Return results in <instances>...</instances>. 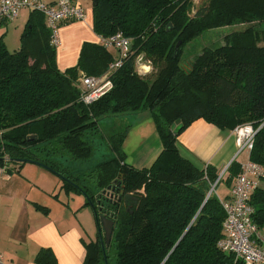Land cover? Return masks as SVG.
Here are the masks:
<instances>
[{
  "label": "trees",
  "instance_id": "16d2710c",
  "mask_svg": "<svg viewBox=\"0 0 264 264\" xmlns=\"http://www.w3.org/2000/svg\"><path fill=\"white\" fill-rule=\"evenodd\" d=\"M96 2L94 33L102 39L122 33L131 51L109 77L112 88L95 102L83 100L80 73L104 76L112 49L84 43L77 65L62 72L51 31L37 11L18 51L0 39V170L11 174L10 165L19 170L32 163L59 178L65 195L83 197L98 230L96 240L85 244L83 264H243L218 246L226 214L215 192L207 197L220 172L184 158L177 142L200 119L221 130L250 124L257 131L250 160L264 166V0H208L193 15L192 0ZM228 27L244 29L185 65L186 46ZM140 56L150 63L149 73L138 72ZM144 112L151 114L163 149L140 170L127 163L124 151L131 124L106 137L100 123ZM240 172L234 161L216 188L223 180L232 187ZM252 205L253 221L263 228L264 179ZM103 217L114 222L109 245L100 238ZM35 263L58 260L43 248Z\"/></svg>",
  "mask_w": 264,
  "mask_h": 264
},
{
  "label": "crops",
  "instance_id": "0c3cea01",
  "mask_svg": "<svg viewBox=\"0 0 264 264\" xmlns=\"http://www.w3.org/2000/svg\"><path fill=\"white\" fill-rule=\"evenodd\" d=\"M87 1L78 0L86 19L61 27L57 63L62 72L77 65L84 43L100 44V37L93 30V7H87ZM32 12L23 10L14 22L0 24V39L9 51L20 49L21 35ZM132 118L135 119L124 142L127 163L136 169H148L161 154L162 142L149 112ZM177 144L184 158L201 168L210 165L220 174L234 161L245 160H240L232 130H221L203 119L188 127ZM9 168L18 170L14 165ZM34 169L39 170L29 175L20 170L18 175L16 171L10 174L0 170V253L6 257L5 264H36L35 258L43 248L53 251L58 264H83L85 244L95 241L98 233L92 211L83 208V197H69L61 192V181L55 175L41 167ZM230 195L231 187L224 191L223 198L217 196L223 201ZM37 204L47 207L49 213L38 210Z\"/></svg>",
  "mask_w": 264,
  "mask_h": 264
},
{
  "label": "built area",
  "instance_id": "2783aa9c",
  "mask_svg": "<svg viewBox=\"0 0 264 264\" xmlns=\"http://www.w3.org/2000/svg\"><path fill=\"white\" fill-rule=\"evenodd\" d=\"M23 10L43 14L45 24L51 31V45L57 49L61 45L62 25L86 19V12L78 4V0H54L53 3L42 0H0V24L14 22ZM100 44L114 50L115 55L104 76L93 77L80 73V88L86 103L97 101L112 88L109 77L130 56L131 41L122 33L108 39L100 38ZM139 68L142 69L140 74L151 71V67L146 64H140ZM233 132L237 137L238 155L246 154V158L241 162V172L232 184L230 198L223 201L219 199L226 218L223 237L218 246L222 251L233 254L243 264H264V227L258 228L255 225V208L252 205V198L264 179V166L250 160L257 131L252 125L246 124L238 126ZM226 170L220 174L217 183L225 179ZM217 183L213 186L214 189ZM214 192L216 193L215 190ZM5 261V255L0 253V264H5Z\"/></svg>",
  "mask_w": 264,
  "mask_h": 264
},
{
  "label": "rangeland",
  "instance_id": "374dc122",
  "mask_svg": "<svg viewBox=\"0 0 264 264\" xmlns=\"http://www.w3.org/2000/svg\"><path fill=\"white\" fill-rule=\"evenodd\" d=\"M192 7H191V13L194 14L198 8H200L202 5H206L208 0H192ZM80 4V3H79ZM82 5V4H81ZM87 7H93L94 6V0H88L87 1ZM84 9V8H83ZM85 10V9H84ZM244 27H228L227 29H219L215 31H209L206 32L203 36L196 38L192 43H190L186 48L184 49L183 52V61L186 64H189L191 61H193L194 57L201 54L203 49L208 48V47H217L224 45V38L226 35L234 32V31H241L243 30ZM179 48V47H178ZM178 48L176 47V51H178ZM114 51V50H113ZM136 62H141L143 65H150L149 62L143 59V56H140ZM140 65L137 66L138 72L142 71V69L139 68ZM152 71V68H151ZM134 115H128V116H116V117H110L108 119H104L101 121V127L102 130L104 131V134L106 137L110 136L112 133L116 131H120L121 129L128 127L131 124V121L135 118H132ZM101 152L104 153V147L101 146ZM99 155H102L99 153ZM246 158V154H241L240 160H244ZM37 165L32 164V163H27L25 165L20 166L19 170L21 173H29V172H37L39 169H34V168H40L39 166L35 167ZM19 170H14L18 172ZM20 173H17V175ZM29 175V174H27ZM229 188L226 184V182L223 180L219 186L216 188V195H219L221 198L224 197V191ZM91 211H87V213L90 214ZM93 216V215H92ZM93 218L94 226L96 225V221ZM97 227V226H96ZM98 232V230H96Z\"/></svg>",
  "mask_w": 264,
  "mask_h": 264
},
{
  "label": "water",
  "instance_id": "95a60500",
  "mask_svg": "<svg viewBox=\"0 0 264 264\" xmlns=\"http://www.w3.org/2000/svg\"><path fill=\"white\" fill-rule=\"evenodd\" d=\"M97 0H94V5H97ZM180 43L177 45V48L179 47ZM180 124V121L177 122V125ZM176 126H173V129H175ZM181 129L180 126H178L175 130V133H178L179 130ZM36 136L30 137L29 140H35ZM214 188H212L208 194L207 199L212 195V193L214 192ZM101 224H102V228H103V232H104V236L101 232V230H99L100 233V238L103 241V238H105L106 244L109 245L110 241H111V237L113 234V229H114V222L110 219H107L105 217L101 218Z\"/></svg>",
  "mask_w": 264,
  "mask_h": 264
}]
</instances>
